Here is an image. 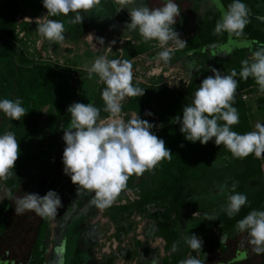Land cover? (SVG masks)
Here are the masks:
<instances>
[{
    "label": "rangeland",
    "instance_id": "rangeland-1",
    "mask_svg": "<svg viewBox=\"0 0 264 264\" xmlns=\"http://www.w3.org/2000/svg\"><path fill=\"white\" fill-rule=\"evenodd\" d=\"M42 6L36 11L34 5L24 4L23 12L17 16L14 24L12 40L25 56L36 63H47L54 68H68V94L72 101L64 108V112L74 103H93L98 93L106 87L95 73L82 78L74 72H85L97 57L105 56L109 60H131L133 81L148 87L157 88L167 85L175 88L180 94L196 87L194 72L200 67L210 68L213 59H223L240 49H247L245 59L250 60L252 43L228 39L225 43L217 42L204 49L209 61L198 57V48L206 40L208 28L216 25L222 11L226 10L219 0H174L179 5L181 14L173 26L180 34V39L186 41L183 49H175L170 42L168 47L172 51V59L167 63L157 60V55L164 49L157 41L144 42L138 31H129L125 25H120L125 17L130 20L127 9L117 13L107 0H101L100 5L89 12H82L84 16L81 24L70 22L74 13L69 16L45 17L47 10L42 0H37ZM166 0H137V4L147 5L149 8L163 6ZM199 7L198 10L195 7ZM251 11L256 14L253 18V29L264 35V18L259 21V11L264 17V0H254ZM257 11V12H256ZM260 16V17H262ZM47 19L63 22L65 40L62 44L52 43L42 37L36 30L37 26ZM217 35V34H216ZM103 40V44L99 40ZM263 47V46H261ZM260 47V48H261ZM192 66L191 68L189 66ZM87 66V67H86ZM242 67H238V74ZM191 73V74H190ZM101 90V91H100ZM245 104L246 113L251 127L255 130L257 123L264 124V93L258 89H247L239 93ZM122 101V107L127 101ZM68 113V112H67ZM50 114L57 115L58 107L49 105L42 108L40 128L31 150L32 155H42L49 143L51 129L63 131L62 118L50 120ZM133 111H122V117L127 122L134 116ZM143 116H148L144 111ZM107 117L101 118L107 121ZM156 121L157 119L154 118ZM1 124V120H0ZM54 127V128H53ZM159 133V125L156 124ZM50 165L43 178L34 182H23L12 196L8 211L0 222V264H27L32 253L38 230L43 216L33 211L15 214L13 197H23L26 193L39 194L45 186L50 174L63 175L62 158L58 157ZM264 158H262L263 160ZM261 162V159H258ZM261 164V163H260ZM264 174V172H263ZM9 190L0 181V209L8 197ZM62 207L57 210V216L51 219L49 230L45 234L43 245L47 249L45 264H165L171 262V252L166 250V241L160 235L165 224L161 217L156 219L154 214L161 210V204H150L142 209L131 207L140 198L139 189H127L106 209H98L91 204L93 194L81 190L77 195V186L69 184L58 192ZM94 206V207H93ZM129 207L126 212L116 214L112 208ZM101 212V213H100ZM89 218L95 220L89 221ZM114 218L116 221L112 220ZM170 223V222H169ZM1 225L3 226L1 229ZM181 239L185 242V238ZM248 237L240 236L236 242H225L228 253L225 256L210 253L207 261L211 264L233 263L236 254L245 253L250 259L254 255L253 246L248 243ZM115 246V248H113ZM62 249V251H61ZM178 249L173 254L181 253ZM194 253L191 250L185 259ZM242 258H240L241 260ZM204 264H207L204 262ZM242 264V263H241ZM246 264V263H243Z\"/></svg>",
    "mask_w": 264,
    "mask_h": 264
},
{
    "label": "trees",
    "instance_id": "trees-1",
    "mask_svg": "<svg viewBox=\"0 0 264 264\" xmlns=\"http://www.w3.org/2000/svg\"><path fill=\"white\" fill-rule=\"evenodd\" d=\"M219 1L225 9L233 2V0ZM253 1L241 0L249 9V22L241 35H229L227 32L216 35V25H213L214 28L211 26L208 28L206 40L197 52L198 57L203 58V62L209 61L203 53L207 46L217 42L225 43L229 38L251 42L253 50L264 47V35L253 29L252 25L256 14L251 11ZM24 4H33L36 11L41 10L42 7L37 0H0V100L20 99L21 106L27 111L18 121L11 120L0 112V135L7 131L13 132L20 148L13 174L6 180H0L12 196L23 182H34L43 178L48 171L46 165L54 162L57 153H59L58 157L62 158L66 146L62 137L71 120L70 113L64 112V107L72 101V95L68 94L66 79L73 72L68 68L57 69L47 63L32 62L11 38L17 16L25 13ZM107 4L112 9L117 7L114 0H107ZM195 9L198 10L199 7L196 6ZM122 19L120 25L124 26L125 23L130 22L125 17ZM246 50H236L227 58H215L210 62L212 63L210 68L200 67L193 74L197 86H191L185 94H180L175 88H169L167 85L152 88L132 81L133 86L144 89V95L128 97L122 107L123 112L133 111L141 119L152 123L154 127L151 131L164 140L165 146L172 153L170 160L161 161L155 169L146 171L141 176H131L125 189L140 190L139 201L130 208L135 206L142 209L150 204H161V210L154 216L156 219L161 217L167 222L160 235L166 241V250L171 252L172 260L170 263L166 261L165 264H179L181 260H185L191 248L181 239L193 234L203 242L201 252L196 253L214 250L225 254L228 251L225 242H236L240 236L248 237L247 232L237 231V222L252 210L264 211V174L258 158L254 154L243 159L235 158L223 145H215L214 138L204 145L199 141L190 142L180 132L181 125L174 123L173 120L176 116L182 118L183 107L191 106L195 91L203 79L213 74L212 69L220 71L222 75H229L233 69L237 72L238 67H242L241 62L246 60L244 58ZM74 73L82 78L89 76L85 72ZM234 79L237 80L238 87L233 107L238 111L239 123L233 125L231 130L245 134L251 131V127L245 104L241 101L239 93L247 89H259V86L252 77L244 80L238 72ZM101 83L105 86L103 82ZM91 104L100 109V119L109 115L104 111L105 104L100 92ZM49 105L58 107V114H50V120H58L57 116L62 118L63 131H56L53 127L45 152L42 155H32L31 150L40 128L41 110ZM144 111H148L151 115L143 116ZM154 118L157 120L155 121ZM218 123L222 125L224 122L218 121ZM156 124L160 128L159 133L155 130ZM69 184L72 182L68 175L50 174L38 195L42 197L49 190L58 194ZM233 184L236 185L235 189L232 188ZM235 193L246 195L247 202L236 215L228 217L223 209L228 203V195ZM12 196L8 195L0 209V222L9 209ZM130 208L112 209L116 214H121ZM209 217H214L216 220H208ZM112 220L116 221L114 218ZM50 221L51 219L43 217L27 264H45L47 249L43 241L49 230ZM2 227L1 225V229ZM173 244H176L182 252L173 254ZM245 263L264 264V253H254Z\"/></svg>",
    "mask_w": 264,
    "mask_h": 264
},
{
    "label": "clouds",
    "instance_id": "clouds-1",
    "mask_svg": "<svg viewBox=\"0 0 264 264\" xmlns=\"http://www.w3.org/2000/svg\"><path fill=\"white\" fill-rule=\"evenodd\" d=\"M42 3L47 10L45 17L74 13L70 22L81 24L84 18L81 13L93 10L101 0H42ZM114 3L119 6L117 13L127 9L130 22L125 27L129 31H138L145 43L154 40L164 49L158 53V61L167 64L172 59L173 50L168 47L170 42L177 50L187 46L173 28L181 14L174 0H166L163 6L157 8L138 5L137 0H114ZM221 11L215 33L241 35L249 22L247 5L241 0H233L226 10L221 7ZM36 30L52 43L62 44L65 40V27L61 21L47 19ZM99 43L103 44V40L100 39ZM241 63L240 77L244 80L252 77L259 86V92L264 93V47L252 52L250 60ZM87 71L90 77L93 73L98 75L106 85L101 95L109 119L102 121L100 109L90 103L77 102L68 107L71 120L62 137L66 145L62 155L63 172L77 186V195L81 190L92 193L90 203L103 210L110 207L126 189L131 176H141L155 169L161 161L170 160L172 153L164 140L151 131L154 127L152 123L141 119L137 113L127 122L122 117V101L126 97L144 95V89L133 86L131 60H109L100 56ZM212 73L202 80L191 106L183 107L182 118H173L174 123L181 125L180 132L190 142L199 141L204 145L214 138L215 145H223L235 158L243 159L252 154L258 159L264 158V124L257 123L254 131L245 134L231 130L239 123L238 111L233 107L238 87L234 79L236 70L233 69L229 75H222L216 69H212ZM21 105L20 99H3L0 100V112L18 121L27 112ZM218 121L224 123L221 125ZM19 155L15 134L7 131L0 135V180H6L13 174ZM235 187L233 184L232 188ZM8 195L12 196L11 192ZM227 199L223 211L228 217L236 215L247 202L246 195L242 193L230 194ZM13 201L16 215L33 211L54 219L57 210L62 207L61 198L53 190L42 197L26 193L23 197H13ZM207 219L216 220L214 217ZM236 229L241 233L247 232L248 243L256 254L264 253V211L252 210L237 222ZM185 242L193 252H201L203 242L195 234L188 235ZM172 250H177L176 244H173ZM179 264H204V261L190 255Z\"/></svg>",
    "mask_w": 264,
    "mask_h": 264
},
{
    "label": "flooded vegetation",
    "instance_id": "flooded-vegetation-1",
    "mask_svg": "<svg viewBox=\"0 0 264 264\" xmlns=\"http://www.w3.org/2000/svg\"><path fill=\"white\" fill-rule=\"evenodd\" d=\"M227 242H234V241H227ZM210 253L220 254L223 257V256L227 255L228 251L225 254H223V253H221L219 251L210 250V251H207L206 253H194L193 256H195L196 258L200 259L201 261L206 262L207 264H211L209 261H207V257H208V255ZM240 258H242V259L240 260ZM247 260H248V258H247V256H246L245 253H243V254H236V257H235V260L233 261V263H239V264L242 263L243 264ZM215 264H222V262L215 263Z\"/></svg>",
    "mask_w": 264,
    "mask_h": 264
},
{
    "label": "built area",
    "instance_id": "built-area-1",
    "mask_svg": "<svg viewBox=\"0 0 264 264\" xmlns=\"http://www.w3.org/2000/svg\"><path fill=\"white\" fill-rule=\"evenodd\" d=\"M260 159H261L260 167H261L262 172H264V159H263V160H262V158H260ZM100 213H101V212H100ZM91 221L95 222V220H93V219H92ZM91 221H90V222H91ZM113 248H115V246H113Z\"/></svg>",
    "mask_w": 264,
    "mask_h": 264
},
{
    "label": "crops",
    "instance_id": "crops-1",
    "mask_svg": "<svg viewBox=\"0 0 264 264\" xmlns=\"http://www.w3.org/2000/svg\"><path fill=\"white\" fill-rule=\"evenodd\" d=\"M257 12V11H256ZM262 11H259V14L258 15H260V16H262V13H261ZM259 16V21H261L260 19H262V18H264L263 16L262 17H260ZM262 22V21H261ZM92 219L91 218H89V220H88V222L87 223H89V221H91ZM90 224V223H89ZM9 263H12V264H14V261H12V262H9Z\"/></svg>",
    "mask_w": 264,
    "mask_h": 264
}]
</instances>
